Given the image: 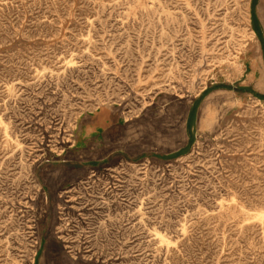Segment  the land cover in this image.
Listing matches in <instances>:
<instances>
[{
	"label": "rangeland",
	"instance_id": "374dc122",
	"mask_svg": "<svg viewBox=\"0 0 264 264\" xmlns=\"http://www.w3.org/2000/svg\"><path fill=\"white\" fill-rule=\"evenodd\" d=\"M261 2L0 0V264H264Z\"/></svg>",
	"mask_w": 264,
	"mask_h": 264
},
{
	"label": "crops",
	"instance_id": "0c3cea01",
	"mask_svg": "<svg viewBox=\"0 0 264 264\" xmlns=\"http://www.w3.org/2000/svg\"><path fill=\"white\" fill-rule=\"evenodd\" d=\"M263 2L256 5L257 13L261 12L263 10ZM260 59V60H259ZM247 65L250 67V71L252 72L253 80H256L257 77V71H261V69L264 70V58L256 57V55H252L249 57V62H247ZM257 65V66H256ZM260 77V76H259ZM261 79V77H260ZM264 94V92H262ZM193 113V111H192ZM191 113V115H192ZM121 126L120 117L113 113L110 110L102 109L98 111L95 114H90L89 116L85 117V121L80 125V128L78 129L76 133V140L75 144H87L89 143L91 135H93L96 132H100L101 135V141L105 140L104 135L106 131L109 132L106 133L107 135L110 134H119V128ZM89 137V138H88ZM99 141H97L98 143Z\"/></svg>",
	"mask_w": 264,
	"mask_h": 264
},
{
	"label": "bare ground",
	"instance_id": "6f19581e",
	"mask_svg": "<svg viewBox=\"0 0 264 264\" xmlns=\"http://www.w3.org/2000/svg\"><path fill=\"white\" fill-rule=\"evenodd\" d=\"M256 66H257V65H256ZM257 77H258V76H257ZM225 96H226V95H225ZM213 97H214V96H213ZM213 97H212V98H213ZM222 97H223V96H222ZM225 98H226V97H225ZM223 101H224V100H223ZM223 101H222V102H223ZM209 102H210V101H209ZM212 102H213V101H212ZM218 103L221 104V102H219V101H218ZM207 105H208V104H207ZM214 105H215V104H214ZM221 106H222V105H221ZM203 107H204V106H203ZM212 107H213V105H212ZM216 107H217V106H216ZM215 109H216V108H215ZM227 110H228V109H227ZM223 111H224V110H223ZM202 112H203V111H202ZM227 112H228V111H227ZM220 113H221V112H220ZM205 114H207V112H206ZM202 117H203V116H202ZM222 117H223V116H222ZM225 117H226V116H225ZM203 118H204V117H203ZM223 118H224V117H223ZM221 119H222V118H221ZM215 125H216V124H215ZM217 125H218V124H217ZM219 125H220V124H219ZM213 127H214V126H213ZM213 127H212V128H213ZM208 128H211V126L208 127ZM49 177H50V176H49ZM49 180H50V179H49ZM48 182H49V181H48ZM54 183H55V182H54ZM51 185H52V184H51ZM51 185H50V186H51Z\"/></svg>",
	"mask_w": 264,
	"mask_h": 264
}]
</instances>
